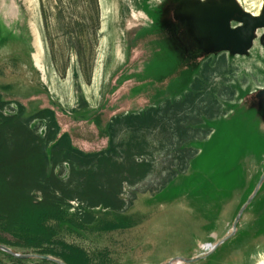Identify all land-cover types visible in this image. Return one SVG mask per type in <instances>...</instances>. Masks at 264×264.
<instances>
[{"label": "rangeland", "instance_id": "1", "mask_svg": "<svg viewBox=\"0 0 264 264\" xmlns=\"http://www.w3.org/2000/svg\"><path fill=\"white\" fill-rule=\"evenodd\" d=\"M260 1L0 0V147L46 140L66 217L0 264H264Z\"/></svg>", "mask_w": 264, "mask_h": 264}, {"label": "trees", "instance_id": "2", "mask_svg": "<svg viewBox=\"0 0 264 264\" xmlns=\"http://www.w3.org/2000/svg\"><path fill=\"white\" fill-rule=\"evenodd\" d=\"M193 69L197 66L193 65ZM193 69L189 67L180 73L184 76ZM9 127H14L16 140L12 150L0 147V246L39 251L53 241V228L47 221L61 225L66 222L64 210L48 192L51 187L59 189L58 182L54 175H48L52 159L46 152V140L30 130L19 116L7 119L3 129ZM66 145L58 140L53 148L59 149L61 154ZM104 206L118 210L113 204ZM93 219L88 224L93 223ZM75 227L83 228L84 224L76 222ZM64 262L75 264L69 259Z\"/></svg>", "mask_w": 264, "mask_h": 264}, {"label": "bare ground", "instance_id": "3", "mask_svg": "<svg viewBox=\"0 0 264 264\" xmlns=\"http://www.w3.org/2000/svg\"><path fill=\"white\" fill-rule=\"evenodd\" d=\"M237 2L239 5L243 6V0H237ZM128 8H129L128 9L129 11H132V7L128 6ZM218 9H222V8H218ZM243 11H244V13L250 15L252 18H258V17L263 16L264 15V0L260 1L259 4H256V3L249 4V7L244 8ZM263 30H264V28H263Z\"/></svg>", "mask_w": 264, "mask_h": 264}, {"label": "water", "instance_id": "4", "mask_svg": "<svg viewBox=\"0 0 264 264\" xmlns=\"http://www.w3.org/2000/svg\"><path fill=\"white\" fill-rule=\"evenodd\" d=\"M264 103H262L261 105H263Z\"/></svg>", "mask_w": 264, "mask_h": 264}]
</instances>
